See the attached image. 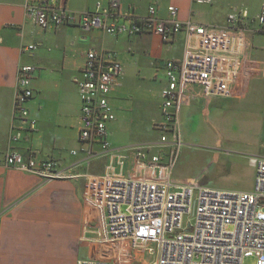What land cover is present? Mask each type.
I'll use <instances>...</instances> for the list:
<instances>
[{
  "label": "built area",
  "instance_id": "1",
  "mask_svg": "<svg viewBox=\"0 0 264 264\" xmlns=\"http://www.w3.org/2000/svg\"><path fill=\"white\" fill-rule=\"evenodd\" d=\"M213 1L194 0L200 5ZM25 9L42 29L74 24L111 35L153 33L165 41L180 32L186 35L183 57L164 64L162 120L155 124L160 131L158 143L133 146L127 152L111 146L107 125L116 119V113L110 96L119 84L123 66L116 52L101 48L88 50L77 83L79 138L86 144L83 150L87 155L106 157L105 171L80 174L52 159L25 158L17 151L1 154L5 165L44 180L86 178V200L98 212V224L92 229L95 236L89 242L98 248L93 256L80 258L76 264H119L101 249L127 245L142 253L146 264H243L246 257L264 264V157L250 158L255 167L252 191L172 180L184 144L180 104L194 85L201 86L208 98L234 95L250 47L242 33L251 30L246 25L248 10L232 11L227 24L220 27L182 21L177 6L170 7L166 18L158 15L155 5H150L145 15L123 13L120 0H109L106 5L98 0L90 11L70 9L65 0H32ZM256 19L257 31L264 33V7ZM35 47L30 44L25 49ZM35 69L23 64L17 71L14 112L19 124L12 127L14 141L21 138L22 131L37 127L27 107L34 96Z\"/></svg>",
  "mask_w": 264,
  "mask_h": 264
},
{
  "label": "crops",
  "instance_id": "2",
  "mask_svg": "<svg viewBox=\"0 0 264 264\" xmlns=\"http://www.w3.org/2000/svg\"><path fill=\"white\" fill-rule=\"evenodd\" d=\"M28 1L32 0H0V264H76L83 258V249H89L92 255L95 245L89 240L95 236L92 229L98 224L97 209L86 200V178L44 180L5 165L1 154L17 151L25 158L52 159L60 167L80 174L105 171L106 157L87 155L83 150L86 144L79 138L81 103L77 83L88 50L101 48L116 52L123 66L119 84L110 96L116 113V119L107 125L111 146L127 152L133 146L158 143L160 131L155 124L162 120L164 64L168 59L183 57L186 35L180 32L165 41L153 33L111 35L99 28L85 29L74 24L42 29L27 15ZM97 1L65 3L76 11H90ZM100 1L104 5L109 2ZM222 4L227 5L226 11L220 8ZM150 5H155L163 18L169 15L171 6H177L182 21L220 27L227 24L232 11L247 9L246 25L251 30L242 33L250 47L243 59L240 82L230 97L245 95L250 80L264 72V33L257 31L256 19L264 0H214L203 5L194 0H120L123 13L145 15ZM30 44L35 49H25ZM23 64L36 67L32 76L34 96L27 107L30 116L37 120V127L22 131L21 138L14 141L12 127L19 124L14 95L17 71ZM230 97H205L199 85L186 91L179 107L184 145L202 122L210 117L223 119ZM138 119H149V129L138 130L142 132L138 141H127L122 132ZM221 142L218 139L216 144ZM259 145L264 149L263 140ZM207 152L211 153L212 162L234 156L229 149ZM248 165L252 168L253 184L245 191H252L255 167L251 161ZM186 182L211 186L193 179Z\"/></svg>",
  "mask_w": 264,
  "mask_h": 264
},
{
  "label": "rangeland",
  "instance_id": "3",
  "mask_svg": "<svg viewBox=\"0 0 264 264\" xmlns=\"http://www.w3.org/2000/svg\"><path fill=\"white\" fill-rule=\"evenodd\" d=\"M226 7L224 4L220 6L223 11L227 10ZM149 125V119L144 122L134 120L126 131L122 132V136L127 141L136 142L141 139L138 135L142 132L138 130H147ZM153 134L156 135V132L153 131ZM218 139L222 140L220 145L216 144ZM262 140L264 141V72H259L250 80L245 95L227 99L223 119L210 117L201 123L199 129L195 128L193 135L187 138L186 145L181 147L172 180L182 183L186 182V179H193L221 189L250 188L253 181L252 176L250 177L252 168L248 161L250 156L264 157V149L259 145ZM207 149H229L234 156L212 162L211 153L207 152ZM97 248H93L92 255L89 249H83L82 257L93 256ZM101 251L117 258L119 264L147 263L146 257L131 245ZM243 264H256V259L246 257Z\"/></svg>",
  "mask_w": 264,
  "mask_h": 264
}]
</instances>
